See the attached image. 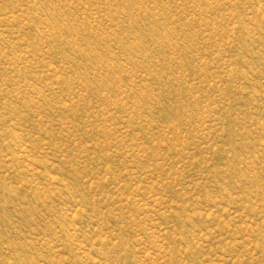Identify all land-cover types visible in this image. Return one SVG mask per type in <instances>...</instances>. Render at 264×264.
Instances as JSON below:
<instances>
[{
  "label": "rangeland",
  "instance_id": "rangeland-1",
  "mask_svg": "<svg viewBox=\"0 0 264 264\" xmlns=\"http://www.w3.org/2000/svg\"><path fill=\"white\" fill-rule=\"evenodd\" d=\"M0 264H264V0H0Z\"/></svg>",
  "mask_w": 264,
  "mask_h": 264
}]
</instances>
